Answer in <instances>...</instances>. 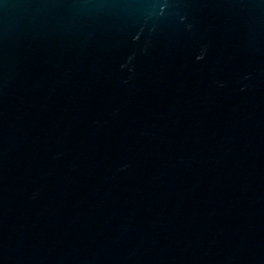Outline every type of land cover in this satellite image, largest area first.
Listing matches in <instances>:
<instances>
[{"label":"water","instance_id":"obj_1","mask_svg":"<svg viewBox=\"0 0 264 264\" xmlns=\"http://www.w3.org/2000/svg\"><path fill=\"white\" fill-rule=\"evenodd\" d=\"M0 264H264V0H0Z\"/></svg>","mask_w":264,"mask_h":264}]
</instances>
